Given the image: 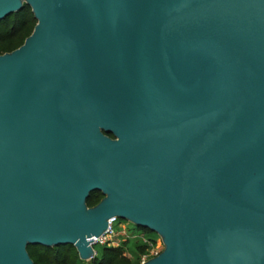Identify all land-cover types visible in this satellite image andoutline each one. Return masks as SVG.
I'll list each match as a JSON object with an SVG mask.
<instances>
[{
  "label": "water",
  "instance_id": "obj_1",
  "mask_svg": "<svg viewBox=\"0 0 264 264\" xmlns=\"http://www.w3.org/2000/svg\"><path fill=\"white\" fill-rule=\"evenodd\" d=\"M24 5L0 54V264L89 260L113 216L160 237L141 264H264V0H0V21Z\"/></svg>",
  "mask_w": 264,
  "mask_h": 264
},
{
  "label": "trees",
  "instance_id": "obj_2",
  "mask_svg": "<svg viewBox=\"0 0 264 264\" xmlns=\"http://www.w3.org/2000/svg\"><path fill=\"white\" fill-rule=\"evenodd\" d=\"M36 24L29 6L24 5L20 11L14 12L0 21V54L11 52L19 47L28 37ZM103 195L94 191L90 193L86 204L96 205ZM145 230V229H144ZM146 245L138 247L139 259L145 252ZM27 252L33 264H82L84 260L72 245L45 247L28 245ZM90 264H133L131 259L123 254L119 247L102 246L101 253L89 259ZM139 264V263H137Z\"/></svg>",
  "mask_w": 264,
  "mask_h": 264
},
{
  "label": "rangeland",
  "instance_id": "obj_3",
  "mask_svg": "<svg viewBox=\"0 0 264 264\" xmlns=\"http://www.w3.org/2000/svg\"><path fill=\"white\" fill-rule=\"evenodd\" d=\"M102 197H100L101 199ZM114 231L117 233L114 240L113 247H119L123 254L129 257L133 264L140 262L138 256V247L141 245H146L145 251L157 250L160 253L163 250V243L160 237L153 231L147 229H142L137 227L130 221L118 218L113 224ZM143 233L144 238L149 240L151 244H145L141 239V234ZM94 251L99 255L102 250V245H93ZM82 264H90L89 260L84 261Z\"/></svg>",
  "mask_w": 264,
  "mask_h": 264
},
{
  "label": "built area",
  "instance_id": "obj_4",
  "mask_svg": "<svg viewBox=\"0 0 264 264\" xmlns=\"http://www.w3.org/2000/svg\"><path fill=\"white\" fill-rule=\"evenodd\" d=\"M118 219V217L116 216H113V217H110L108 219V224H107V228L106 230L98 237H93V241H92V248H93V245L95 244H98V245H102V246H112V244H114V240L117 233L114 231V228H113V224L114 222H116ZM141 239L145 242V244L148 245L151 244V242L147 239L144 238V235L143 233L141 234ZM94 250V248H93ZM158 254V251L157 250H151V251H148L146 250L143 255H141L140 257V262L139 264L145 262L147 259L151 258V257H154ZM96 255V252L94 251V256ZM93 256V257H94Z\"/></svg>",
  "mask_w": 264,
  "mask_h": 264
}]
</instances>
